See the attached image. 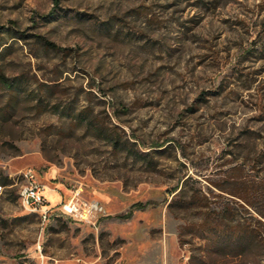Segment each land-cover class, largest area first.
Segmentation results:
<instances>
[{"label":"rangeland","instance_id":"1","mask_svg":"<svg viewBox=\"0 0 264 264\" xmlns=\"http://www.w3.org/2000/svg\"><path fill=\"white\" fill-rule=\"evenodd\" d=\"M0 186V264H264V0H0Z\"/></svg>","mask_w":264,"mask_h":264},{"label":"built area","instance_id":"2","mask_svg":"<svg viewBox=\"0 0 264 264\" xmlns=\"http://www.w3.org/2000/svg\"><path fill=\"white\" fill-rule=\"evenodd\" d=\"M19 176L22 179L19 189L21 204L37 212L43 222L49 221L54 216H64L96 228L99 220L108 215L105 206L100 201L84 198L78 192L73 193L68 199L61 198L57 202H52L47 197L46 185L40 181L31 167L20 170Z\"/></svg>","mask_w":264,"mask_h":264},{"label":"trees","instance_id":"3","mask_svg":"<svg viewBox=\"0 0 264 264\" xmlns=\"http://www.w3.org/2000/svg\"><path fill=\"white\" fill-rule=\"evenodd\" d=\"M49 45H52L50 42H46ZM4 82L7 85H10V83L7 81V79L4 80ZM8 179H5V183H8ZM231 229L230 226V222L229 221H225V222H221V228H219V226H215V231H214V240L216 239H223V233L227 232ZM226 236H229V239H233L234 241L232 243H234V245L236 247H240V248H244L246 246H248L250 244V242L252 241V238H254L253 236H251V234H239V233H234V234H226ZM225 236V237H226ZM222 244H217L216 247L221 246ZM215 247V248H216Z\"/></svg>","mask_w":264,"mask_h":264},{"label":"crops","instance_id":"4","mask_svg":"<svg viewBox=\"0 0 264 264\" xmlns=\"http://www.w3.org/2000/svg\"><path fill=\"white\" fill-rule=\"evenodd\" d=\"M49 191H50V193L48 194V196H49V198H50V196H53V195H52V192H53V191H52V189H49Z\"/></svg>","mask_w":264,"mask_h":264},{"label":"bare ground","instance_id":"5","mask_svg":"<svg viewBox=\"0 0 264 264\" xmlns=\"http://www.w3.org/2000/svg\"><path fill=\"white\" fill-rule=\"evenodd\" d=\"M47 189H49V188H47ZM49 197V196H48Z\"/></svg>","mask_w":264,"mask_h":264}]
</instances>
